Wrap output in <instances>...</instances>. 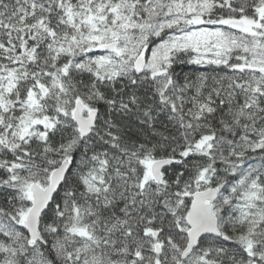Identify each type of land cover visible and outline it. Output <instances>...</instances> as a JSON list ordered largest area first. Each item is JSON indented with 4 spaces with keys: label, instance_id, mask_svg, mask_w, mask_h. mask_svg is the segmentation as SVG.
<instances>
[{
    "label": "snow or ice",
    "instance_id": "snow-or-ice-1",
    "mask_svg": "<svg viewBox=\"0 0 264 264\" xmlns=\"http://www.w3.org/2000/svg\"><path fill=\"white\" fill-rule=\"evenodd\" d=\"M0 264H264V0H0Z\"/></svg>",
    "mask_w": 264,
    "mask_h": 264
},
{
    "label": "trees",
    "instance_id": "trees-1",
    "mask_svg": "<svg viewBox=\"0 0 264 264\" xmlns=\"http://www.w3.org/2000/svg\"><path fill=\"white\" fill-rule=\"evenodd\" d=\"M197 69H199L201 71L209 70L210 66H191V65H189V66L184 67L183 71L184 72H190V71H195ZM178 71H180V70L178 69Z\"/></svg>",
    "mask_w": 264,
    "mask_h": 264
}]
</instances>
